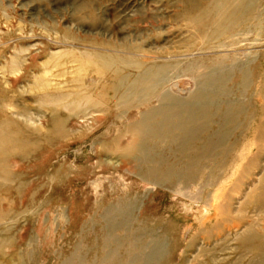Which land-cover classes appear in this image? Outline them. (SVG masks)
I'll list each match as a JSON object with an SVG mask.
<instances>
[{"label":"rangeland","instance_id":"obj_1","mask_svg":"<svg viewBox=\"0 0 264 264\" xmlns=\"http://www.w3.org/2000/svg\"><path fill=\"white\" fill-rule=\"evenodd\" d=\"M221 1L0 0V125L6 124L9 135L19 132L26 149L10 165L0 166V215L4 210L9 213L0 216V264H127L139 244L151 243L146 232L153 225L158 232L176 224L180 234L195 225L196 212L182 205L186 200L166 186L141 183L137 177L141 172L126 168V144L137 138H113L118 134L115 126L134 125L141 113L157 106L155 100L120 108L125 113L107 130L118 110L113 99L105 115L89 116L82 109L61 108L52 98L40 97L43 89L48 96L94 90L96 95L102 87L101 73L107 70H97L94 62L111 68L109 84L115 83L112 77L130 75L128 82L132 81L153 64L192 62L196 69L174 72L165 85L184 97L208 71L228 70L237 61L245 63L264 54V0H257L250 16L230 28L216 30L212 20L195 22ZM121 60L129 66H119ZM262 63H251L256 74L264 72ZM198 65L203 67L197 69ZM120 67L124 71L117 72ZM255 82L258 86L251 87L246 99L251 97L258 107L255 91L260 86ZM57 117L63 125L60 134L54 133L59 132V123H52ZM241 168H230L226 174L240 173ZM224 183L223 188L232 185ZM179 188L197 191L200 186ZM31 192V199L24 198ZM123 194L137 200L131 229L117 226L120 219L105 212ZM249 214L243 217L254 220ZM109 222L115 227L109 228ZM219 255L226 264L239 254L225 249ZM22 257L30 261L24 263Z\"/></svg>","mask_w":264,"mask_h":264},{"label":"bare ground","instance_id":"obj_2","mask_svg":"<svg viewBox=\"0 0 264 264\" xmlns=\"http://www.w3.org/2000/svg\"><path fill=\"white\" fill-rule=\"evenodd\" d=\"M256 1L222 0L200 13L194 20L198 23L212 20L216 30L230 28L236 20H246L250 16L249 12ZM256 60L263 62L264 54L251 57L245 63L235 60L236 64L228 70L208 71L201 80L192 83V88L184 92V97L172 94L165 85L174 72L183 68L186 71L196 69L192 62L180 65L153 64L145 67L142 72H135L136 77L129 82L130 75L128 78L112 77L115 82L113 84L107 82L111 68L107 69L104 65L101 67L98 62H94L97 70H107L101 73L102 87L96 91V95L95 90L75 96L58 91L55 92L56 100L52 96L54 92L48 96V92L43 89L41 100L52 98L54 105L57 103L61 108L70 105L72 111L82 109L89 116L96 113L105 115L111 109L109 101L115 100L114 105L118 110L114 111L115 118L109 123L107 130L110 125H116V119L125 113L120 112L121 109L128 106V103L129 107H133L153 100L157 102V106L141 113L140 120L134 125L115 126L118 134L113 138L118 140L125 135L137 138L133 144H126V168L141 172L137 175L141 183L166 186L186 200L187 203L182 205L188 207L185 209L196 212V223L191 226L193 228L187 227L186 232L181 234L176 224L158 232L153 225L146 232L151 234V243L139 244V249L125 263L222 264L223 259H220L219 254L228 249L239 255L226 264H264V72L256 74L252 67ZM118 65L123 68L129 66L128 62L122 60ZM202 67L198 65L197 69ZM116 71L122 72L124 69L120 67ZM232 80H235L234 83ZM255 80H258L260 86L258 92L255 91L260 101L258 107L252 105L251 97L246 99L251 87L257 85ZM66 98L71 99L69 104L66 103ZM58 119L57 117L52 121L53 124L59 123L56 124L59 126V132H54L56 134H60L63 128ZM0 126L3 131H0V166H8L12 160L26 153V149L22 148L25 138L19 132L7 134L4 131L7 130L5 123ZM245 161L247 163L243 164ZM237 167H242V172L231 171L227 176L228 169ZM227 181L232 185L223 188V182L227 184ZM197 184L200 186L197 191L179 188L180 185ZM33 195L31 192L24 195V198L28 200ZM123 195L116 206L108 205L105 212L120 219L117 226L131 229L132 219L136 217L137 200L130 199L127 194ZM153 212H147V216L150 217ZM249 213L254 214V220L243 217L244 214L250 215ZM4 214L9 213L4 210L0 216ZM108 227L115 226L109 222ZM145 231L143 229L138 234ZM187 233L188 239L183 243L184 250L181 251L180 246ZM28 258L21 259L27 263ZM201 258L204 260H200Z\"/></svg>","mask_w":264,"mask_h":264}]
</instances>
